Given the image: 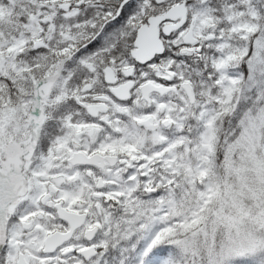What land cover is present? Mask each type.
<instances>
[{"label":"snow or ice","instance_id":"snow-or-ice-1","mask_svg":"<svg viewBox=\"0 0 264 264\" xmlns=\"http://www.w3.org/2000/svg\"><path fill=\"white\" fill-rule=\"evenodd\" d=\"M0 264H264V0H0Z\"/></svg>","mask_w":264,"mask_h":264}]
</instances>
